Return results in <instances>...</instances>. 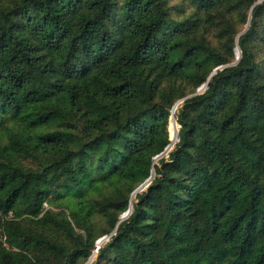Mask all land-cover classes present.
I'll list each match as a JSON object with an SVG mask.
<instances>
[{
  "label": "trees",
  "instance_id": "16d2710c",
  "mask_svg": "<svg viewBox=\"0 0 264 264\" xmlns=\"http://www.w3.org/2000/svg\"><path fill=\"white\" fill-rule=\"evenodd\" d=\"M3 1L0 264H86L103 235L90 264H264V0H191L183 20L165 0Z\"/></svg>",
  "mask_w": 264,
  "mask_h": 264
},
{
  "label": "rangeland",
  "instance_id": "374dc122",
  "mask_svg": "<svg viewBox=\"0 0 264 264\" xmlns=\"http://www.w3.org/2000/svg\"><path fill=\"white\" fill-rule=\"evenodd\" d=\"M119 1V0H118ZM257 1V0H256ZM1 4L3 5H10L11 0H4ZM165 8L168 13L169 18H172L174 20H183L185 18L191 17V16H199L203 17L201 11H199L195 5L192 3L191 0H165ZM228 15V14H227ZM230 22H231V28L230 32H238L241 33L246 29V24L244 25L243 22L237 17L235 13L230 14ZM200 35H202L205 40L210 44V46L215 47L217 49L223 50V38L220 37V32H219V27L218 26H212L209 23L204 22L203 25L201 26V29L198 31ZM251 47L252 51L254 53V58L257 62V65L259 67V76L261 77L262 80H264V40L261 37H255L252 42H251ZM174 87L177 92H185L187 93L189 89L191 88V84L187 82V80L183 79H178ZM202 91V90H201ZM181 101L176 102V111L177 108L179 107ZM174 105V106H175ZM174 117V118H173ZM169 117V123H174L176 125L177 129L179 130L180 125L174 122L176 120L175 116ZM167 126V127H168ZM168 130V128H167ZM169 134V132H168ZM170 138V137H169ZM177 142V141H176ZM163 156H166L163 155ZM159 158H156L154 161L157 162ZM21 164L23 166H36L34 160L31 159H25L21 161ZM132 198V197H131ZM134 199V198H133ZM64 201V200H62ZM45 209L47 208H52L54 211H58V207H50L48 204H44ZM66 213L68 214V211L65 210ZM94 228H93V233L94 234H99L102 233L103 229L106 227V221L101 215H97L94 220ZM101 237H105L104 235ZM100 237V238H101ZM106 241V238L102 241L101 245ZM97 252H95L93 260L96 257ZM92 260V261H93ZM103 263V261L101 262Z\"/></svg>",
  "mask_w": 264,
  "mask_h": 264
},
{
  "label": "water",
  "instance_id": "95a60500",
  "mask_svg": "<svg viewBox=\"0 0 264 264\" xmlns=\"http://www.w3.org/2000/svg\"><path fill=\"white\" fill-rule=\"evenodd\" d=\"M261 0H258L257 2H260ZM247 27H248V24H247ZM246 27V28H247ZM235 55H236V58H237V60L240 58V50H239V48L238 47H236V49H235ZM214 71H216V69H214ZM213 71V72H214ZM206 85H207V82L206 83H204L201 87H199V89L197 90V92H199V91H201V90H203L205 87H206ZM189 96H191V95H189ZM183 99H181V100H179V101H182ZM174 109H175V106L173 107V111H172V113L174 112ZM171 117H173V114L171 115ZM178 129H177V131H176V140H172V139H170V143L167 145V147L165 148V150L163 151V152H161L159 155H157V156H155L154 157V159H156V158H160V157H162L163 155H165V154H167V152L168 151H170L171 149H172V147H173V145H174V143L176 142V141H178ZM155 162V161H154ZM154 162H153V164H154ZM154 177V168H152L151 169V174H150V176L145 180V181H143L133 192H132V195H136L138 192H140V191H142L150 182H151V180H152V178ZM132 195H131V197H132ZM131 210H132V203H130V205H129V208L121 215V217H120V220L118 221V222H120L121 220H123L124 218H126L129 214H130V212H131ZM116 229V228H115ZM115 229H114V231H113V233L115 232ZM104 238H106V240L109 238V236H105V237H101V238H99L97 241H96V248L94 249V251H93V253L91 254V256H90V258H89V260L86 262V264H90V262L93 260V257H94V254H95V252H97V250H98V248L101 246V242L104 240Z\"/></svg>",
  "mask_w": 264,
  "mask_h": 264
},
{
  "label": "bare ground",
  "instance_id": "6f19581e",
  "mask_svg": "<svg viewBox=\"0 0 264 264\" xmlns=\"http://www.w3.org/2000/svg\"><path fill=\"white\" fill-rule=\"evenodd\" d=\"M176 106V105H175ZM174 116V115H173ZM170 121V120H169ZM177 121V120H176ZM168 128V132H169V137L170 139H172L173 141L176 140V131H177V127L176 125H174V123H170V125L167 127ZM134 195H132L131 200L133 199ZM102 243V242H101Z\"/></svg>",
  "mask_w": 264,
  "mask_h": 264
},
{
  "label": "built area",
  "instance_id": "2783aa9c",
  "mask_svg": "<svg viewBox=\"0 0 264 264\" xmlns=\"http://www.w3.org/2000/svg\"><path fill=\"white\" fill-rule=\"evenodd\" d=\"M174 118V117H173ZM174 122H175V124H176V120H174ZM10 215H11V212H9V213H4L1 209H0V236H3L2 235V232H1V230H2V225H3V223L10 217ZM2 239H5V237H1Z\"/></svg>",
  "mask_w": 264,
  "mask_h": 264
}]
</instances>
